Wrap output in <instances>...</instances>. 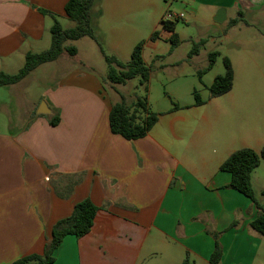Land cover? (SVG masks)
I'll use <instances>...</instances> for the list:
<instances>
[{
  "label": "crops",
  "instance_id": "crops-1",
  "mask_svg": "<svg viewBox=\"0 0 264 264\" xmlns=\"http://www.w3.org/2000/svg\"><path fill=\"white\" fill-rule=\"evenodd\" d=\"M181 1L95 0L96 36L106 54L126 63L143 37H149L144 47L171 38L162 16ZM190 1L225 8L228 26L239 10L264 11V0ZM67 2L0 0V71L13 74L28 52H38L53 25L41 9L62 23L69 20ZM156 30L160 35L152 40ZM87 38L96 42L76 40L77 54L57 59L65 68L28 101L17 124L0 122V264L43 254L53 226L87 198L99 207L91 232L67 235L52 264H181L186 258L208 264L216 240L223 250L218 264H264V236L251 226L258 209L229 186L231 173L221 169L234 151L250 147L248 117L237 119L223 108L217 102L223 95L196 105L177 92L176 102L155 110L159 120L145 137L127 140L109 122L112 105L122 99L92 68L77 66L90 65L80 59L84 47L92 51ZM174 103L181 108L173 110Z\"/></svg>",
  "mask_w": 264,
  "mask_h": 264
},
{
  "label": "rangeland",
  "instance_id": "rangeland-1",
  "mask_svg": "<svg viewBox=\"0 0 264 264\" xmlns=\"http://www.w3.org/2000/svg\"><path fill=\"white\" fill-rule=\"evenodd\" d=\"M220 9L214 11L205 5L183 0L172 9L185 14L183 19L175 22L174 32L179 37L177 44L173 46L171 38L163 37L156 47H144V59L151 68L148 91L151 109L155 111L168 106L175 101L177 92L184 94L183 102L195 99V95L190 94L191 90H196L203 100H208L215 77L226 72L224 58L228 57L234 68V83L231 92L219 97L217 102L223 108L238 113L237 119L245 117L244 115L248 117L245 121L251 122L252 130L248 144L259 153L264 146V11L248 10L244 21L228 26L225 23L217 24L213 20L214 14ZM232 12V9H228L229 14ZM62 24L65 28L74 25L71 20H62ZM143 38L145 39L140 40L144 42L149 39ZM203 39L206 43L199 45ZM51 41L50 33L49 38L40 44L38 52L48 49ZM85 41L87 46L91 45L89 47L92 51L84 47L80 59H88L90 65L77 66L92 68V72L106 83V90L120 98L118 100L125 99L130 103L145 94L139 77L127 84L111 82L107 78L109 65L103 60L98 43L89 38ZM67 43L76 44V41ZM232 43L235 44L234 47H230ZM195 45L197 52L192 53ZM79 46L83 47V44ZM214 51L219 52L214 66L200 77V71L206 69L210 62L209 55ZM60 65L63 64H59L58 60L44 63L27 80L16 85L1 86L0 122L6 121L11 126L17 124L18 119L29 110L28 101L37 100L65 68ZM18 71L19 69H15L14 72ZM236 146L241 145L237 143ZM257 171L253 176V187L257 198L264 204V159Z\"/></svg>",
  "mask_w": 264,
  "mask_h": 264
},
{
  "label": "trees",
  "instance_id": "trees-1",
  "mask_svg": "<svg viewBox=\"0 0 264 264\" xmlns=\"http://www.w3.org/2000/svg\"><path fill=\"white\" fill-rule=\"evenodd\" d=\"M95 0H68L65 5L66 14L74 25L65 28L55 13L41 9L44 15L53 18L51 27L52 41L48 49L40 52H28L25 57L24 66L17 73H6L0 71V87L16 84L26 78L32 71L40 65L57 60L62 53L67 52L70 56L77 54V47L68 41H76L83 37L94 39L103 54L106 63L109 65L107 78L115 84H127L128 81L139 77L140 85L143 86L145 94L138 96L133 102L128 103L125 99L114 103L109 114L111 131L122 135L127 140H135L145 137L153 126L158 122L160 113L153 111L150 106L148 91L151 80V68L146 64L143 56L144 41L139 42L133 49L131 59L124 63L114 55L105 52L103 42L96 36V30L92 23V7ZM244 21V12L238 11L236 18L229 21V26H234ZM162 27L173 32L171 41L173 46L179 41L178 35L174 32L175 22H163ZM160 32L154 31L151 39L159 37ZM202 40L198 44H204ZM197 52V45L193 52ZM219 52L214 51L209 55L210 62L206 69L200 71V77L206 70L212 69L216 62ZM226 72L224 75L215 77L210 86V96L218 97L229 92L234 83V68L228 57L224 58ZM195 104L202 105L204 100L198 92H194ZM180 105L174 103L173 110L180 109ZM59 118L52 120V124H57ZM264 159V146L258 153L250 147H244L234 151L221 165V169L231 173L232 179L230 187L238 190L249 197L258 209V215L251 222V226L264 236V205L257 198L253 182L252 173L260 166ZM99 211L91 199L87 198L77 203L72 214L59 220L52 229L50 241L46 244L43 254L30 253L17 259L12 264H52L55 261V251L63 242L67 235H74L81 238L91 232L94 220ZM223 250L220 243L216 240L214 252L211 254L208 264H218L222 258ZM181 264H195L186 258Z\"/></svg>",
  "mask_w": 264,
  "mask_h": 264
},
{
  "label": "built area",
  "instance_id": "built-area-1",
  "mask_svg": "<svg viewBox=\"0 0 264 264\" xmlns=\"http://www.w3.org/2000/svg\"><path fill=\"white\" fill-rule=\"evenodd\" d=\"M185 17L184 13L180 12H175L172 9H167L163 16H162V21L163 22H176Z\"/></svg>",
  "mask_w": 264,
  "mask_h": 264
},
{
  "label": "water",
  "instance_id": "water-1",
  "mask_svg": "<svg viewBox=\"0 0 264 264\" xmlns=\"http://www.w3.org/2000/svg\"><path fill=\"white\" fill-rule=\"evenodd\" d=\"M226 20V10L225 9H220L218 12H217V15L215 17V21L217 23H222Z\"/></svg>",
  "mask_w": 264,
  "mask_h": 264
}]
</instances>
